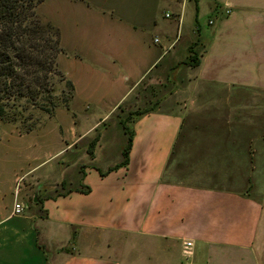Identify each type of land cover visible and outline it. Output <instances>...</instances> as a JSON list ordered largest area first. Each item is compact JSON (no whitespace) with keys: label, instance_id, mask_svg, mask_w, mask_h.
<instances>
[{"label":"crops","instance_id":"obj_1","mask_svg":"<svg viewBox=\"0 0 264 264\" xmlns=\"http://www.w3.org/2000/svg\"><path fill=\"white\" fill-rule=\"evenodd\" d=\"M213 1L210 28H198L200 65L193 68L182 61L175 81L169 75L157 82L163 89L156 99L160 105L135 123L129 165L106 177L101 173L122 162L127 137L116 131L117 120L104 131L103 126L129 92L157 68L162 55L150 53L147 40L136 33L126 42L104 43L100 57L88 55L87 60L98 68L119 60L122 81L132 84L114 107L74 136L70 147L98 137L100 148L90 159L87 142L83 155L76 156L74 167L80 171L71 182L74 185L66 182L67 187L57 186L43 196L37 191L39 182L29 183L25 198H37L36 207L27 205L28 211L19 215L13 214L21 194L17 187L11 209L0 197V264H264V178L256 182L261 191L252 193V176L260 166L259 154L252 150L254 133L247 132L254 126L253 112L264 104V0ZM181 22L180 15L174 26L177 38ZM150 32L164 53L178 44L171 36L172 24L156 23ZM124 44L128 47L123 49ZM129 47L132 51L125 54ZM182 62L173 63V68ZM182 69L186 70L180 78ZM187 104H193L191 109L197 104L220 109L214 114L218 120L210 117L214 131L197 132L198 148L188 149L189 156L197 158L190 166L192 176L173 181L170 165L187 139L183 134ZM223 104L229 108L227 115L221 110ZM262 118L258 126H263ZM224 123L231 127L221 129ZM199 173L205 174L206 184L197 181L203 179ZM83 187L91 192H76ZM70 190L74 192L67 195ZM187 242H193L188 258L184 255Z\"/></svg>","mask_w":264,"mask_h":264},{"label":"rangeland","instance_id":"obj_2","mask_svg":"<svg viewBox=\"0 0 264 264\" xmlns=\"http://www.w3.org/2000/svg\"><path fill=\"white\" fill-rule=\"evenodd\" d=\"M213 4V0H186L184 4H179L178 0H46L39 7L38 14L44 22L51 23L60 31L64 53L59 57L58 64L60 70L75 85V98L69 109L60 107L55 111L53 117L35 110L34 121H38L39 125L36 130L30 133H24L21 126L0 122V186L4 187L3 190H0V197L8 207L10 209L13 207L15 187L21 193L18 195V203L23 207V212L24 210L27 212V205L30 208H35L33 201L37 202L36 198H33L32 201V196L29 201H26L25 186L29 183L35 185L39 182L37 191H41L43 196L53 193L58 189L57 186L61 189L67 187L66 182L74 183L77 178L75 174L80 171V167L78 170H75L74 167L76 156L81 157L84 153V145L87 142H93L91 139H87L78 147H74V145L70 147L75 140L74 136L84 133V129L91 127L92 122L98 116L104 115L110 107H114L126 93V86L129 87L132 84L122 81L124 74L121 71L123 67L119 60L109 62V66L98 68L93 67L87 60L88 55L89 57L99 56L100 48H104L102 46L104 43L106 45L119 43V40L126 42L132 39L135 33L142 34L144 40H147L150 53L155 51L162 55L157 68L154 67V70L144 78L142 84L129 92L116 108L117 112L110 115L108 118L110 121L103 126L104 131L117 120L120 127L116 131L121 136L125 134L127 137L124 123L130 132L135 133V123L144 116L138 115V113H146L160 105L156 99L163 89L157 82L160 79L166 81L169 75L175 81L178 78V66H184L183 62L187 65L190 61L191 48L196 56L200 54L202 47L198 28L201 26L204 31L210 28L208 22L212 17ZM180 15L182 22L177 38L178 31L174 26L178 23ZM156 23L159 26L172 24L171 36L174 40L178 39L175 48L166 53L160 46L154 44L155 35L150 32V29L154 30ZM132 26L137 27L136 31L129 33L127 27L132 28ZM144 27L148 28L146 32ZM159 37L165 45L163 37ZM109 47L105 46V48ZM126 47L128 45L124 44L123 49ZM129 49H125V54L132 51L131 47ZM186 58L187 60H185ZM142 62L143 59L136 63L137 69H141ZM180 62L183 64H176L177 67L173 68V63ZM185 70L182 69L180 78L183 77ZM57 86L59 90L57 95L66 96L65 92V94L61 93L65 89L64 83L58 82ZM187 107L190 108L185 112L186 125L183 130L186 132L183 134L187 135V139L182 141L184 146H181L171 162V178L170 176L169 178L173 181L192 176L191 173L194 170L190 166L195 164L194 161L197 158L190 157L188 149L198 148V145H195L199 143L196 140L197 132L214 131V125L209 122L212 121L210 117H215L218 120L214 114L220 109L218 105L214 104H197L194 109H191L193 104H187ZM221 110L223 114L227 115L229 108L223 104ZM253 116L251 125L254 126L247 132L254 133L256 140L253 142L252 150L256 151L255 154H259L260 169L252 176L251 182L255 187L254 190H250L256 194L261 191V184L257 189L256 182L264 178V104L263 108L257 107ZM130 117L132 120L129 119ZM261 118L263 126H258ZM220 127L226 130L231 126L224 123L220 124ZM258 135L262 137L258 138ZM90 148L89 145L86 153L91 159ZM60 149H65V151L60 156L52 158ZM93 150L97 151L100 148L96 144ZM74 151L76 154H73ZM70 163L71 165H69ZM68 165L71 167L68 168ZM32 169L33 171L28 176L19 180ZM199 175L203 178L202 175L205 174L199 173ZM62 179L65 180L62 181ZM197 181H201L203 184L207 183L205 178ZM16 226L17 224L11 228Z\"/></svg>","mask_w":264,"mask_h":264},{"label":"trees","instance_id":"obj_3","mask_svg":"<svg viewBox=\"0 0 264 264\" xmlns=\"http://www.w3.org/2000/svg\"><path fill=\"white\" fill-rule=\"evenodd\" d=\"M45 1L0 0V122L21 126L24 133L38 128L35 110L53 117L58 108L69 109L76 92L73 82L59 68L58 60L64 53L60 31L38 14ZM190 53L187 65L196 68L200 57L192 48ZM58 82L64 83L61 93L66 96L57 95ZM124 129L128 138L123 160L108 173H101L102 177L129 165L135 133L125 123ZM98 141L97 137L90 145L92 157ZM76 192L89 194L91 189L83 187Z\"/></svg>","mask_w":264,"mask_h":264},{"label":"built area","instance_id":"obj_4","mask_svg":"<svg viewBox=\"0 0 264 264\" xmlns=\"http://www.w3.org/2000/svg\"><path fill=\"white\" fill-rule=\"evenodd\" d=\"M231 12L229 10L226 11V14L229 15ZM167 17H169V15H167ZM210 24L212 25L213 24V21H210ZM156 43L159 42V40H155ZM23 212V207L18 203L16 202L15 204V208H14V215H19ZM193 254V242H187L185 244V248H184V255L188 258L190 256H192Z\"/></svg>","mask_w":264,"mask_h":264},{"label":"water","instance_id":"obj_5","mask_svg":"<svg viewBox=\"0 0 264 264\" xmlns=\"http://www.w3.org/2000/svg\"><path fill=\"white\" fill-rule=\"evenodd\" d=\"M37 199V198H36Z\"/></svg>","mask_w":264,"mask_h":264}]
</instances>
